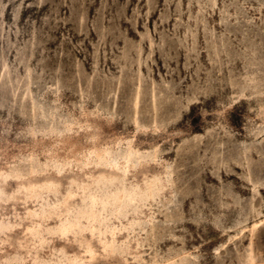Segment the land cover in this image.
<instances>
[{
  "label": "rangeland",
  "instance_id": "1",
  "mask_svg": "<svg viewBox=\"0 0 264 264\" xmlns=\"http://www.w3.org/2000/svg\"><path fill=\"white\" fill-rule=\"evenodd\" d=\"M0 264H264V0H0Z\"/></svg>",
  "mask_w": 264,
  "mask_h": 264
},
{
  "label": "bare ground",
  "instance_id": "2",
  "mask_svg": "<svg viewBox=\"0 0 264 264\" xmlns=\"http://www.w3.org/2000/svg\"><path fill=\"white\" fill-rule=\"evenodd\" d=\"M125 197V194L123 192L117 194V198L122 200Z\"/></svg>",
  "mask_w": 264,
  "mask_h": 264
}]
</instances>
